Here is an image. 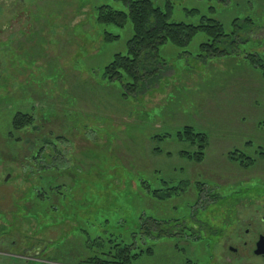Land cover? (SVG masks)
I'll return each instance as SVG.
<instances>
[{"label": "rangeland", "instance_id": "374dc122", "mask_svg": "<svg viewBox=\"0 0 264 264\" xmlns=\"http://www.w3.org/2000/svg\"><path fill=\"white\" fill-rule=\"evenodd\" d=\"M166 1L154 0L161 6ZM170 1L171 21L198 23L202 15L210 14L209 7L215 6L228 32L234 18L241 19L240 25L248 28L240 33L247 39L230 45L233 51L223 55L208 54L201 46L205 41L202 37L186 48L164 45L161 55L170 66L164 78L137 101L131 98L125 102L117 85L105 82L102 73L115 53L125 52L132 36L131 24L120 28L96 22L98 6L125 9L122 0H0V203L8 200L11 190L20 192L32 187L27 181L28 169L21 172L7 148L10 119L21 109L38 121L37 129L29 130L31 136L25 141L29 153L36 148V138L43 134L41 142L62 134L71 140L67 144L74 146H64L65 159L69 153L77 156L72 176L69 174L75 185L70 191L75 198L69 212L80 207L81 199L90 203L91 196L95 198L98 193L96 185L105 181L119 184L116 175L130 180L135 189L139 172L151 174L157 169L168 181L182 182L186 191L190 186L193 189L172 211L175 217H183L192 209L197 193L192 182L201 180L206 187L202 197L209 204L199 205L200 211L206 205L200 216L223 236H212L201 247L188 245L187 254L200 264L229 263L232 256L224 245L233 235L237 202L243 199L244 204H254L258 198L264 202V154L260 152L264 153V75L246 56L256 53L264 60V0ZM17 4L24 20L22 27L12 30L4 24L12 15L7 9ZM104 30L121 37L108 41ZM134 123L138 125L132 126ZM187 124L210 137L202 163L181 156L179 151L187 145L175 138L148 141L150 134L175 133ZM152 143L163 152L153 153ZM242 154L257 161L252 166L243 165L239 162ZM66 177L68 174L61 181L66 182ZM87 187L91 195L86 193ZM214 193L222 196L217 204L212 203ZM103 203L112 207L119 201L112 198ZM120 203L125 216L143 207L130 196ZM8 217L12 220L11 215ZM13 223L14 238L0 240V264H77L87 253L84 236L80 235L83 243L73 236L70 243H61L52 251L56 260H47L42 250L67 237L69 227L45 225L40 231L33 219ZM79 223L75 224L86 225ZM214 243L210 256L209 245ZM172 252L168 246H159L139 264H178L165 260L166 256L176 255ZM176 258L181 261L179 255Z\"/></svg>", "mask_w": 264, "mask_h": 264}, {"label": "trees", "instance_id": "16d2710c", "mask_svg": "<svg viewBox=\"0 0 264 264\" xmlns=\"http://www.w3.org/2000/svg\"><path fill=\"white\" fill-rule=\"evenodd\" d=\"M122 1L125 9H116L108 4L98 6L96 22L99 25L120 28H125L128 22L131 24L132 36L127 41L125 52L115 53L102 73L105 82L117 85L120 98L125 102L132 101L131 98L137 101L142 94L153 86L156 87L164 78L167 69L170 68L166 58L161 55V47L164 45L172 44L186 48L196 38L202 37L205 41L201 42V46L208 54L223 55L233 51L230 45H237L239 41L247 39L240 33L241 30L244 32L248 28L240 25L241 19L234 18L231 26L233 28L228 32L227 25L218 17L215 6H210V14L202 15L198 23H185L171 21L173 3L170 0L163 6L157 5L154 0ZM14 9L15 13L12 11ZM20 10L18 4L17 7L7 9L12 15L5 20L3 26H8L12 30H18V26L22 27L24 15ZM247 34L253 37L250 32ZM9 35L6 34V37ZM104 37L108 41H116L121 35L104 30ZM246 56L251 65L255 69H260L264 75L263 58L256 53ZM37 122L34 115L21 109L10 119V128L7 132V139L10 140L7 145L10 147L7 148L13 152L14 158H12L21 172L28 169L27 181L32 187L20 192L11 190L7 193L8 200L0 203V240L14 238L12 234L16 230L13 221L33 219L40 231L45 225L65 224L69 227L67 237L48 244L42 250L46 251V254L42 252L43 256L45 254L46 259L50 261V258L55 259L52 251L58 249L61 243H70L73 236L81 242L80 235H82L87 253L77 261V264H139L142 257L153 255L157 248L163 245L166 248L170 247L172 253H176L181 258L180 261L176 255H171V258L166 256V261L173 260L178 264H200V261L190 258L187 254L188 245L201 247L212 236L218 235L219 239L223 236L221 230L217 231L200 216L209 204L202 197L206 189L205 184L201 180L192 182V187L197 191L195 197L193 196L195 199L192 201V209L183 217H175L172 211L177 207L178 202L183 200L184 194H188L192 188L190 186L186 191L181 187L182 182L175 184L173 180L168 181L160 176L157 169L150 171L151 174L139 172L136 176L135 189H132L130 180L124 181L122 176L116 175L119 184L105 181L104 184L96 185L98 192L96 197L91 196L90 203L81 199L80 207L74 212H69L75 198L74 194L70 193L75 186L74 179L70 176L74 169L72 164L77 161L75 158L77 156L69 153L68 159H65L67 153L64 152V146L72 149L74 146L72 143L67 144L71 140L62 134H57L59 136L54 140L48 138L49 140L44 139L42 142L44 134L36 135L38 136L35 141L36 148L29 153L25 141L31 136L28 131L34 127L37 129ZM137 125L134 123L132 126ZM170 138L187 145L179 151L184 158L197 163L205 160L210 146V137L206 132L187 124L177 129L175 133L150 134L148 141L156 139L158 142H163ZM47 148L50 151L45 152ZM151 151L163 152L153 143ZM131 152L134 153L132 149ZM28 158L30 160H27ZM232 158L236 159L234 156ZM25 160L28 162L23 164ZM239 160L241 164L247 166H252L257 161L247 154L239 156ZM132 169L135 170L136 167ZM66 174H68L67 180L62 182L61 179ZM86 193L91 195L89 188ZM126 196H130L143 206L128 213L134 219H131L132 216H125L124 205L120 203V200H125ZM211 197L213 204H217L222 199L218 193H214ZM112 198L119 201L116 206L113 203V208L103 203L109 202ZM160 201L164 203L157 206ZM204 202L206 205L200 211L198 207ZM8 215H11L12 220ZM79 221L86 223L85 227L80 226ZM16 243L21 244V242ZM214 246L215 243L209 245L210 256ZM24 264H28V261Z\"/></svg>", "mask_w": 264, "mask_h": 264}, {"label": "flooded vegetation", "instance_id": "af4514ba", "mask_svg": "<svg viewBox=\"0 0 264 264\" xmlns=\"http://www.w3.org/2000/svg\"><path fill=\"white\" fill-rule=\"evenodd\" d=\"M244 203L236 204L233 235L224 245L232 259L224 264H264V202Z\"/></svg>", "mask_w": 264, "mask_h": 264}]
</instances>
